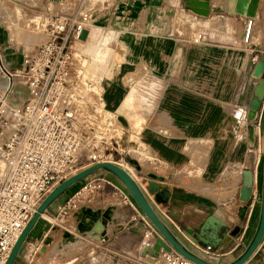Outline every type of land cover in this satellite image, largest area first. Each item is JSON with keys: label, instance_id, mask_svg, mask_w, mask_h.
I'll return each mask as SVG.
<instances>
[{"label": "crops", "instance_id": "crops-1", "mask_svg": "<svg viewBox=\"0 0 264 264\" xmlns=\"http://www.w3.org/2000/svg\"><path fill=\"white\" fill-rule=\"evenodd\" d=\"M44 1L53 6V12L37 6L34 0L12 3L27 16L89 11V27L93 24L97 29L90 31L83 51L93 57L95 72L102 74L105 69L104 64L97 65L99 54L104 52L98 49L99 32L115 37L110 43L117 45L124 60L103 82L104 98L106 108L117 113L123 130L120 142L128 152L116 155L115 164L134 179L157 216L186 249L207 260L227 258L220 264L235 260L249 243L258 220L254 217L258 200L243 220L237 212L241 172L254 173L261 152L256 141L251 144L248 140V112L257 83L254 68L264 55V0H258L248 40L243 36L248 27L244 18L227 13L197 16L185 10L182 2L177 8L167 5L166 0H99L94 5L90 0ZM73 1L75 6H68ZM199 34L206 39L195 42L192 37ZM7 37L0 29V56L2 47L31 46L36 40L33 34L25 33L21 43ZM21 52L19 58L16 55L10 60L19 62L18 67ZM144 75L159 82V91L152 104L136 98L142 105L141 126L136 129L133 120L126 122L124 129L122 112L130 107L131 99L130 105L135 103V94L129 97L130 90ZM8 83L5 79L0 92ZM89 180L100 183L92 196L95 205L88 207L102 215L108 213L100 219L105 235L91 232L92 223L75 237L79 248L55 254L51 246L58 237L50 235L46 217L59 207V197L29 231L14 264H159L160 257L140 256L144 245L154 247L158 233L120 182L104 171L81 183ZM150 183L160 196L167 194L165 204L154 201ZM65 193L70 195L72 188ZM209 216L223 226L211 224L204 232L205 238L215 243L213 253L205 255L202 248L206 245L198 242L195 234ZM45 240L49 245L45 246ZM244 264H264V236Z\"/></svg>", "mask_w": 264, "mask_h": 264}, {"label": "built area", "instance_id": "built-area-1", "mask_svg": "<svg viewBox=\"0 0 264 264\" xmlns=\"http://www.w3.org/2000/svg\"><path fill=\"white\" fill-rule=\"evenodd\" d=\"M90 20L89 11L50 16L40 25L45 42L23 50L20 66L6 73L9 83L0 94V264H5L36 208L58 184L85 168L115 164L116 155L128 154L120 142L123 130L117 113L108 110L96 92L88 56L81 50L90 34ZM205 39L199 34L195 42ZM15 81L24 88L25 98L12 106L5 101ZM132 87L152 104L159 82L144 75ZM263 117L264 103L252 123L257 143ZM140 126L138 121L135 128ZM255 184L254 170L253 201L260 195ZM99 188L98 180H89L82 189ZM202 251L213 253L209 246ZM161 256L165 264H195L175 251Z\"/></svg>", "mask_w": 264, "mask_h": 264}, {"label": "water", "instance_id": "water-1", "mask_svg": "<svg viewBox=\"0 0 264 264\" xmlns=\"http://www.w3.org/2000/svg\"><path fill=\"white\" fill-rule=\"evenodd\" d=\"M181 0L183 8L187 11H190L194 15L201 17H208L209 14H223L227 13L229 15L237 16L244 18L246 24H249V31L251 27V20L255 17L257 11L258 0ZM220 1V5L216 6L215 4ZM249 31L243 33V36H249ZM253 77L257 79V83L253 89V98L250 102L249 112H248V121L251 123V127L248 133V140L251 144H254L256 141V131L253 126L258 111L264 103V55L261 57L259 62L256 63ZM261 141H262V166H261V182H260V195H259V212L257 225L254 230V233L245 246L243 252L233 261L225 264H244L253 252L258 247L262 237L264 236V117L263 125L261 131ZM98 171H104L111 176H113L120 184L124 187L126 192L129 194L133 202L139 208L141 213L146 217L149 223L157 231L158 237L155 239L154 247L144 245L140 250L141 257H150L158 259L162 253H169L170 251H175L185 259L195 263V264H215L202 257L197 256L196 254L190 252L186 249L179 240L169 231L166 225L161 221L157 216L155 211L152 209L148 201L146 200L141 189L134 181V179L120 166L112 163H99L88 168H85L78 173L70 176L66 180L58 184L39 204L33 213L30 220L27 222L20 235L14 242L5 264H14L16 256L19 252V249L23 242L26 239L27 234L40 219L49 206L64 192L70 189L75 184L83 181L89 176L93 175ZM242 185L239 189V201L241 203L240 208L238 209L237 216L239 220H243L246 212L251 207L253 203V173L250 170H242ZM149 191L154 193V201L157 203L165 204V199L167 194L163 193L160 196V192L157 191L153 183L149 184ZM163 195V196H162ZM165 198V199H163ZM211 224H217L219 227H222L223 224L216 220L213 216H209L203 225L201 226L199 232L195 234V238L198 242L203 243L210 248L215 247L213 240L205 238L204 232L210 228ZM91 232L100 233L102 236L105 235L103 224L99 218L93 222L90 227Z\"/></svg>", "mask_w": 264, "mask_h": 264}, {"label": "rangeland", "instance_id": "rangeland-1", "mask_svg": "<svg viewBox=\"0 0 264 264\" xmlns=\"http://www.w3.org/2000/svg\"><path fill=\"white\" fill-rule=\"evenodd\" d=\"M12 1L14 2V0H0V29H3L4 32L7 34V38H10L13 42H18L21 43L22 41L20 40L22 37V33L24 34H33L36 38L35 42L33 43V45L31 46H38L39 44L45 42L46 37H44L45 35H42L43 32L40 28V25L43 23L48 22L49 20V15H43L42 17L39 15H31V16H27L25 14L20 13L21 11L19 10V7H16V5L14 3H12ZM99 0H90V4L94 5L96 2H98ZM179 2H181V0H166L167 5L169 6H180ZM34 3L37 6L40 5H44L46 8H49L50 12H53V6L52 5H47L45 3L44 0H34ZM74 1L71 2V4L69 5H73ZM75 6V5H73ZM86 5L84 4V7ZM77 7V5H76ZM40 16V17H39ZM90 31L92 30H96L97 27L94 26L92 24V26L89 27ZM103 32V33H102ZM159 32V31H158ZM101 35L99 36V39H97V43L98 45V49H100V51H104L103 53L101 52L99 55L101 56H108L104 62V71L101 74H98V76L92 77L94 85H95V90L96 92H100L101 91V85L102 82H104L106 79H110V77L112 75H114V71L117 70V66L120 65L121 62H123V57L120 55L119 49L117 47L116 44H114V42L112 41V43H110V40L115 38L113 34H110L108 36V34H106V32L101 31L99 32ZM28 36V35H27ZM192 38H196V36H193ZM104 41L105 43H109L106 46H101V41ZM85 42H83L81 50H83V46H84ZM103 44V43H102ZM31 46L28 45H16V46H6V47H2V56H0V86L3 85V82L5 79H7V74L6 73H10L13 72L19 65L18 64H13L10 62L11 58H13L14 56H18L19 58V54L21 52V50L23 49H27V48H33ZM88 50L91 51L90 48H88ZM84 52V51H83ZM110 52V53H109ZM94 53V52H93ZM84 54H86L84 52ZM98 54V53H97ZM88 56V61H87V68L91 71V72H95V69H93V66H91V62L89 63L90 59L93 58L92 56H89L88 54H86ZM103 62V61H102ZM96 73V72H95ZM101 79V81H100ZM14 83V87L12 89V91L8 94L7 98H6V103L8 105H18L20 104L24 98H25V91L24 89L15 81ZM18 91V93H17ZM110 92V91H109ZM131 95H129V97L131 98L134 94H135V103L134 105H130L132 103V99L131 101L128 103L130 107L126 106L125 109L126 111H123V116H124V121L122 122L124 129H126V122H128V124H131V122L134 120L136 122V124L142 121V105H140V101H144L143 99H145L147 97V95L145 93L142 92H138V90L134 87L130 90ZM1 93V92H0ZM110 97H113L112 95ZM129 98V100H130ZM138 98V101L137 99ZM105 100V98H104ZM136 102L138 105H136ZM130 110H128L129 108H131ZM135 124V123H133ZM136 126V125H135ZM133 140V138H132ZM258 147H259V151H261L259 153V157L258 162L256 163V167L255 172H256V184H255V192L258 191V186H260V176H261V166H262V141H261V137H260V143H257ZM226 174V173H225ZM85 182L81 183H77L74 186H72V193L70 195H67V193H63L60 196V201H58L59 203V207L57 208L56 211L53 212V214L49 217H46V219L48 220V222H46V225H48V227H50L51 229V236H56L58 237V242L54 245H50L51 248H53V252L55 254L61 252L63 253V251L67 248V249H71V248H79L80 244L78 243V240L75 241L74 244H70L68 241H63L61 243V237H62V232L63 231H69L72 233V235L74 237H77V235H79V233H83L84 231H79L78 229H76V215L78 212V209H80V207L82 206H94L95 205V200L92 199V196L95 195L97 190L92 189L91 191H87V190H83V186H84ZM110 193V192H109ZM66 194V195H65ZM110 195V194H109ZM59 198V197H58ZM88 201H90V203H88ZM257 206L254 208V217L257 220L258 219V204H256ZM61 234V237H60ZM45 246L49 245L48 240H45ZM42 246H44L42 244ZM238 251V249L234 252L236 253ZM234 255V254H233ZM227 258H214V259H210L208 261L215 263V264H220L222 263V261L226 260ZM159 264H165V262L162 259V256H160V259H158ZM207 260V259H206Z\"/></svg>", "mask_w": 264, "mask_h": 264}, {"label": "bare ground", "instance_id": "bare-ground-1", "mask_svg": "<svg viewBox=\"0 0 264 264\" xmlns=\"http://www.w3.org/2000/svg\"><path fill=\"white\" fill-rule=\"evenodd\" d=\"M252 37V36H251ZM250 37V38H251ZM244 40V39H243ZM248 40V39H247ZM248 42V41H247ZM253 46V45H252ZM110 53V52H109ZM108 56H101V58L100 57H98L97 59H98V64L97 65H102V64H104V62H105V60H106V58H107ZM103 60V63L102 62H100V60ZM90 62H91V64H92V62H93V60H92V58L90 59ZM89 74L92 76V77H95V76H98L97 75V72L95 73V72H91L90 70H89ZM98 74H100V73H98ZM100 81H101V79H100ZM105 92L106 91H104V89H103V82H102V85H101V91L99 92L100 93V96H101V99H102V101H103V103L105 104V100H104V94H105ZM260 182H261V176H260ZM106 206V205H105ZM104 206V207H105ZM110 213V212H109ZM45 214V213H44ZM111 215V214H110ZM43 215H41V217H42ZM106 216H108V213L106 212V214L104 213L103 215L102 214H100V212H97L96 210H92V209H90L89 207H87V206H82V207H80V209H78V212H77V215H76V221L75 222H77L76 223V229H78L79 231H84L85 229H87L95 220H96V218H99V219H101V218H106ZM110 217V216H109ZM105 220V219H104ZM105 222V221H104ZM149 222V221H148ZM86 232V231H85ZM84 233V232H83ZM77 238V237H76ZM76 238L70 233V232H68V231H63L62 232V237H61V243L63 242V241H68L69 243H74L75 242V240H76Z\"/></svg>", "mask_w": 264, "mask_h": 264}]
</instances>
